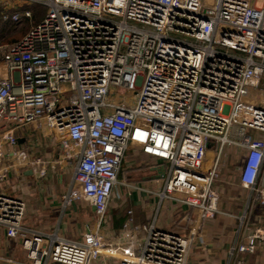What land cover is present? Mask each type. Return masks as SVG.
Masks as SVG:
<instances>
[{
    "label": "built area",
    "instance_id": "obj_1",
    "mask_svg": "<svg viewBox=\"0 0 264 264\" xmlns=\"http://www.w3.org/2000/svg\"><path fill=\"white\" fill-rule=\"evenodd\" d=\"M26 5L47 12L0 63V186L14 160L42 164L18 147L39 124L72 167L64 206L87 201L97 215L79 239L33 229L25 200L0 190V227L21 240L31 264H189L199 223L224 213L214 183L229 147L241 153L239 181L250 192L229 264H251L264 244V222L251 219L264 209V4L0 0L2 18H31ZM132 145L164 161L158 189L120 178ZM118 188L194 209L198 225L185 235L159 225L161 206L143 224L129 210L109 238L102 227Z\"/></svg>",
    "mask_w": 264,
    "mask_h": 264
},
{
    "label": "crops",
    "instance_id": "obj_2",
    "mask_svg": "<svg viewBox=\"0 0 264 264\" xmlns=\"http://www.w3.org/2000/svg\"><path fill=\"white\" fill-rule=\"evenodd\" d=\"M18 147L28 151L29 160L40 159L42 164H30L23 160H14V166L9 168L8 176L1 184L0 190L25 200L24 224L27 227L45 232L57 230L59 233L71 238H82L87 226L93 228L97 225V221L86 218L85 214L89 212L96 213L93 205L87 201H76L72 205L64 206L63 197L69 189L64 193V190H62L63 182L66 180L71 185L73 173L70 163L65 160L64 149L61 145L53 142L46 128L39 124H33L26 128V131L19 138ZM129 152L132 154H129ZM11 162L13 160L8 158L5 163L9 164ZM210 163L211 161L209 163L206 161L207 166ZM164 165L163 160L144 154L138 146L132 145L127 152L120 178L124 180L126 179L125 174L137 172L139 175L137 182L139 184L158 189L163 182L162 177H160V170ZM42 168L46 170L45 176H40L39 171ZM58 170H61V172L58 173ZM55 176L60 177V179H56ZM237 185L247 190L240 184L239 174H237ZM122 192L124 195L123 188ZM247 192L244 202L239 201L240 196L232 200L239 201L237 204L240 206L243 205L242 211H238L239 215L222 210L226 208L222 206L220 197L219 208L224 213L218 214L213 219L214 221L205 220L199 225L196 221L195 210L187 206L170 202L159 204L157 197L146 193L132 192L131 195H127L131 203L129 210L133 211L135 223H149L156 214L158 206H161L158 212V222L162 228L177 230L187 235L193 226L198 225L196 242L191 256L193 264H229L228 252L240 237V218L245 214L250 199V192L248 190ZM117 197H115V201L118 199ZM129 210L122 217L118 216L119 212L115 214L113 211L114 216L112 215L109 220L111 222V220L118 218V227L117 229L109 228L108 232L104 233L107 237L114 239L113 236L120 233L119 231L128 220ZM224 215L229 220L236 221L234 232L232 235L230 232L226 233V239L211 230L215 225L216 218ZM251 219L256 222L258 220L264 222V209L262 207L256 208ZM227 223L231 222L228 221ZM247 258L251 264H264V244L260 245L256 252L248 255ZM97 263V261L91 262V264ZM0 264H31V260L27 256V250L23 247L21 240L9 237L6 230L1 227Z\"/></svg>",
    "mask_w": 264,
    "mask_h": 264
},
{
    "label": "rangeland",
    "instance_id": "obj_3",
    "mask_svg": "<svg viewBox=\"0 0 264 264\" xmlns=\"http://www.w3.org/2000/svg\"><path fill=\"white\" fill-rule=\"evenodd\" d=\"M257 4L260 6L263 5L264 0H257ZM29 26H30V24L23 25V26L21 25V27H19L12 34L16 35V33H17L19 35H24L28 31ZM13 35H12V37H13ZM10 43H11V41H7V42L5 41V42H2V44H0V56L8 53L9 49L12 46V45H10ZM121 95H124L123 91H122ZM126 95H128L129 99H135V93L134 92H132V94L126 93ZM113 98H117V97L115 96ZM129 154H132V153L129 152ZM215 155H216V149L214 148V146H211V143H210L209 144V151H208V155H207L208 163L213 160ZM125 159H126V157H125ZM220 163H221V165L219 166L218 175L216 177L214 185L220 193V197L222 199L221 200L222 206L224 208H226V209H222V210L239 215V212L242 211L243 205L240 206L237 204V202H239V201L244 202V200L246 199L247 193H248L247 190H245V189L241 188L239 185H237V174H238V169H239V166L241 163V153H239V151L236 148L229 147V148H227L226 154L224 153ZM123 169H124V167H123ZM60 172H61V170L60 171L58 170V173H60ZM124 176L127 179V181H129V182H137L139 180V175L137 172L125 174ZM55 177H56V179H58V178L60 179V177H58V176H55ZM67 182H66V180H64V182H63L62 190H64V193L69 189L68 186H70L69 183H67ZM118 193H119V196L117 197L118 199H116V201L114 200L109 207V211H108L109 218H111V216L113 215V211L115 212V214H117L119 212L118 216L122 217L124 213L127 214V211L129 210V208L131 206L130 199H128V195H127L128 192L124 193V195H123L122 188H118ZM237 196L241 197L240 200L239 201H232ZM116 209H118L119 211L117 212ZM82 216H84V215H82ZM85 216H86V218L93 219V221L95 220V222L97 221V215L94 213L89 212V213H86ZM216 219L217 220L215 221V225L211 229L212 232H215L216 234L222 236V238H224V239H226V233L230 232V234L232 235V233L234 232V229H235L236 221L231 220V219L229 220L228 218H226V215L220 216ZM117 221H118V218L111 220V222L109 220V223L107 225H105L104 227H102V231L104 233L105 232L107 233L109 228L117 229V227H118ZM228 221L231 223H227ZM137 224H140V223H137ZM123 227H124V225H123ZM123 227H122V229H123ZM122 229L119 232H121ZM175 231H177V230H175ZM177 232H180V231H177ZM192 259L193 258H191V260H189V264H193Z\"/></svg>",
    "mask_w": 264,
    "mask_h": 264
},
{
    "label": "trees",
    "instance_id": "obj_4",
    "mask_svg": "<svg viewBox=\"0 0 264 264\" xmlns=\"http://www.w3.org/2000/svg\"><path fill=\"white\" fill-rule=\"evenodd\" d=\"M22 10H26L29 9L32 12V16L31 18H24L22 19L20 22L18 23H13L9 20H4L2 18V9L0 7V44H2V42H7V41H11L10 45H13L14 43H16L17 41H19L32 27V25L38 23L39 21H41L46 12L47 9L46 7L42 6V5H30V6H25L23 8H21ZM30 24L28 31L24 34V35H19L16 33V35L12 34L13 32H15L19 27H21V25H28ZM13 35V37H12ZM6 54H3L0 56V62H2L5 57Z\"/></svg>",
    "mask_w": 264,
    "mask_h": 264
},
{
    "label": "water",
    "instance_id": "obj_5",
    "mask_svg": "<svg viewBox=\"0 0 264 264\" xmlns=\"http://www.w3.org/2000/svg\"><path fill=\"white\" fill-rule=\"evenodd\" d=\"M160 177H162L164 174H165V168L163 167L161 170H160Z\"/></svg>",
    "mask_w": 264,
    "mask_h": 264
}]
</instances>
